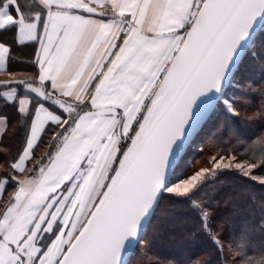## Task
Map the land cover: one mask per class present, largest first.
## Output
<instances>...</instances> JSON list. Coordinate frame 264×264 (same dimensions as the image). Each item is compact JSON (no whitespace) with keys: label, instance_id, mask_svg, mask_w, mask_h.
<instances>
[{"label":"snow or ice","instance_id":"obj_1","mask_svg":"<svg viewBox=\"0 0 264 264\" xmlns=\"http://www.w3.org/2000/svg\"><path fill=\"white\" fill-rule=\"evenodd\" d=\"M256 60L264 0H0V264H264Z\"/></svg>","mask_w":264,"mask_h":264},{"label":"trees","instance_id":"obj_2","mask_svg":"<svg viewBox=\"0 0 264 264\" xmlns=\"http://www.w3.org/2000/svg\"><path fill=\"white\" fill-rule=\"evenodd\" d=\"M259 51V49H258ZM260 62L259 60H256L254 62H249V67H248V70L247 72L245 73L246 75L248 76H252L254 78L257 79V85H253V88H256L259 84V82H261L262 80H264V77H261L260 75ZM251 101L255 104V105H259L260 103V97L259 95H256L254 98H250ZM255 110V108L253 109ZM17 135H19V130L17 131L16 133ZM9 135H12L11 133H9ZM198 145L199 147H203V150H206L208 152V141L207 140H203V146H201V143L198 142ZM192 147L188 150V152H190L191 154L194 152L192 151ZM197 155H198V152H196L195 154V158L193 159V161L197 158ZM192 161V163H193ZM227 191V190H225ZM252 191L255 192L256 196H257V200H259L260 196L262 193H264V189H261L258 185V183L256 184V186L252 189ZM162 208H166V205H162ZM256 216H257V219H256V223L258 224L259 220H258V217H259V210L257 209V212H256ZM178 220V214L173 216L172 218H169V219H165L163 217H161L158 221H156V223L159 224V226L161 227H165L169 224L171 225H175L176 222ZM152 226H155L152 225ZM150 226V227H152ZM255 238L257 240L260 239L261 237V233L257 230L255 233ZM198 247L199 245H193V246H188V247H185V248H180L176 243H164L159 249H158V255L161 259H172L174 258L177 254H192V253H196L197 250H198ZM137 259H139V257H137Z\"/></svg>","mask_w":264,"mask_h":264},{"label":"rangeland","instance_id":"obj_3","mask_svg":"<svg viewBox=\"0 0 264 264\" xmlns=\"http://www.w3.org/2000/svg\"><path fill=\"white\" fill-rule=\"evenodd\" d=\"M192 148H193L192 151L194 152L192 154L188 152L187 156L185 157V164L190 169L195 168L198 165H200L202 160L206 158L208 155V152L206 150H203V147H199L198 142L194 143ZM196 152H198V155H197V158L193 161V159L195 158Z\"/></svg>","mask_w":264,"mask_h":264}]
</instances>
